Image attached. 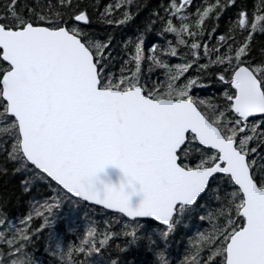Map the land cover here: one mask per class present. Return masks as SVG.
<instances>
[{"label":"snow or ice","instance_id":"obj_1","mask_svg":"<svg viewBox=\"0 0 264 264\" xmlns=\"http://www.w3.org/2000/svg\"><path fill=\"white\" fill-rule=\"evenodd\" d=\"M13 200L0 264H173L190 223L174 264H264V0H0ZM65 204L86 226L62 243Z\"/></svg>","mask_w":264,"mask_h":264},{"label":"trees","instance_id":"obj_2","mask_svg":"<svg viewBox=\"0 0 264 264\" xmlns=\"http://www.w3.org/2000/svg\"><path fill=\"white\" fill-rule=\"evenodd\" d=\"M209 91L214 90H198L193 93V95H200V96H206L209 94ZM203 203V202H202ZM5 212H11L15 215H19L21 209L19 208L18 204L15 200L11 201L7 208L0 209ZM84 212V209H73L70 208L69 205L65 204L62 206V208L58 211V221L56 224V230L57 232H62V243H66L71 239V235H82L81 232L83 231V227L81 228V225L77 226V223L80 221H84L82 219V213ZM201 213H197V216H199ZM87 215L91 217L92 219L96 221H102L106 217L102 216L99 212L92 213L88 212ZM110 219V217H107ZM77 226V227H76ZM204 225H197L195 223H190L189 227L185 228L183 225L181 226V230L173 233V236L170 241V249H169V259L173 261V264L176 259H178V254L183 252L186 237L188 235H191L198 227H203ZM62 227V228H61ZM73 229L72 233H69L67 229ZM66 230V232L64 231ZM67 235V236H66ZM73 235V237H74ZM43 239V236L41 237ZM119 241H112L113 244L118 243ZM123 246V244H122ZM37 255H40V252H37ZM125 259L129 261H135L136 264H146V262L150 259V257H147L144 255L142 251L132 250L128 252V254L124 257ZM45 261H47V257H43Z\"/></svg>","mask_w":264,"mask_h":264},{"label":"water","instance_id":"obj_3","mask_svg":"<svg viewBox=\"0 0 264 264\" xmlns=\"http://www.w3.org/2000/svg\"><path fill=\"white\" fill-rule=\"evenodd\" d=\"M99 177L103 181H110L113 184H115L120 177L119 169L113 167V166H106L103 172L98 173ZM135 198V197H133Z\"/></svg>","mask_w":264,"mask_h":264},{"label":"rangeland","instance_id":"obj_4","mask_svg":"<svg viewBox=\"0 0 264 264\" xmlns=\"http://www.w3.org/2000/svg\"><path fill=\"white\" fill-rule=\"evenodd\" d=\"M78 225H81V228L83 227V229H84V227L86 226V225H85V221H80V222H78V223H77V226H78ZM77 226H76V227H77ZM81 234H82V232H81Z\"/></svg>","mask_w":264,"mask_h":264},{"label":"flooded vegetation","instance_id":"obj_5","mask_svg":"<svg viewBox=\"0 0 264 264\" xmlns=\"http://www.w3.org/2000/svg\"><path fill=\"white\" fill-rule=\"evenodd\" d=\"M61 228H62V227H61ZM63 231H64V230H63ZM64 232H66V230H65ZM73 235H74V234L71 235V239H70V240H73V241H74V240L76 239V235H74V237H73ZM66 236H67V235H66Z\"/></svg>","mask_w":264,"mask_h":264}]
</instances>
